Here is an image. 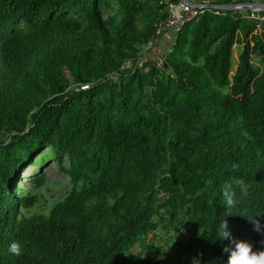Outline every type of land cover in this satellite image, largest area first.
Listing matches in <instances>:
<instances>
[{"label": "trees", "instance_id": "16d2710c", "mask_svg": "<svg viewBox=\"0 0 264 264\" xmlns=\"http://www.w3.org/2000/svg\"><path fill=\"white\" fill-rule=\"evenodd\" d=\"M175 1L0 0V264H224L226 215L264 249V10L204 8L148 57ZM47 161L69 187L37 210L45 175L16 180Z\"/></svg>", "mask_w": 264, "mask_h": 264}, {"label": "rangeland", "instance_id": "374dc122", "mask_svg": "<svg viewBox=\"0 0 264 264\" xmlns=\"http://www.w3.org/2000/svg\"><path fill=\"white\" fill-rule=\"evenodd\" d=\"M160 52L156 54L159 55ZM239 52H240V45L238 44L233 45L231 50V57H230V68H229L230 76L233 74L235 70ZM151 56L152 54L150 53L148 57ZM45 152H47L46 149ZM39 155H36L34 160H37L40 157ZM37 171L42 172L46 178L45 185L42 186L39 190L41 194L40 203L37 204L38 206H34L35 209L41 210V208L45 209L48 205H50V203L53 200L60 198L64 194V191L69 187V182L67 180V176L59 170V168L54 162L52 163V161H47L42 167H39V165L36 162H31L25 165L19 171L16 184L24 187L29 186L30 183L28 179L32 177L34 173ZM153 235L154 232L150 231L148 233V239L150 240L151 238H153ZM135 249L137 250L138 248L136 247Z\"/></svg>", "mask_w": 264, "mask_h": 264}, {"label": "clouds", "instance_id": "9594fccd", "mask_svg": "<svg viewBox=\"0 0 264 264\" xmlns=\"http://www.w3.org/2000/svg\"><path fill=\"white\" fill-rule=\"evenodd\" d=\"M225 195H228L226 192ZM233 201L228 199L227 205L231 206ZM230 215V214H229ZM228 215L224 216L220 222L219 238L221 241L228 239L229 244L224 246V252L227 254V260L224 264H264V249L254 250L253 245L246 239H235L232 232L228 227V221L225 219ZM256 216L247 217L252 223L256 231L264 234V226L261 221L255 219ZM9 251L19 254L22 251L19 241H13L9 245ZM192 264H201L199 257H193Z\"/></svg>", "mask_w": 264, "mask_h": 264}, {"label": "built area", "instance_id": "2783aa9c", "mask_svg": "<svg viewBox=\"0 0 264 264\" xmlns=\"http://www.w3.org/2000/svg\"><path fill=\"white\" fill-rule=\"evenodd\" d=\"M169 8V16L164 22L158 24L155 36L163 34L166 30L171 32L178 31L186 20L200 14L205 7H194L185 1L177 0L175 2H171L169 4ZM258 19L264 22V16H258ZM88 86L89 84L85 83L81 84L79 88L86 89Z\"/></svg>", "mask_w": 264, "mask_h": 264}, {"label": "water", "instance_id": "95a60500", "mask_svg": "<svg viewBox=\"0 0 264 264\" xmlns=\"http://www.w3.org/2000/svg\"><path fill=\"white\" fill-rule=\"evenodd\" d=\"M189 3L191 6L194 7H205L208 9L214 10H235V9H246L247 10H264V2L260 0H254L252 2H245V3H232V4H223V3H199L193 0H182ZM157 57V55H156Z\"/></svg>", "mask_w": 264, "mask_h": 264}, {"label": "crops", "instance_id": "0c3cea01", "mask_svg": "<svg viewBox=\"0 0 264 264\" xmlns=\"http://www.w3.org/2000/svg\"><path fill=\"white\" fill-rule=\"evenodd\" d=\"M172 35L173 33L171 31H167L165 34H163L161 38H159L157 46L151 48V50L146 53L147 56L151 53L152 56L156 57V53H159L160 51V53H162L165 51V49H168L170 43L172 42Z\"/></svg>", "mask_w": 264, "mask_h": 264}]
</instances>
